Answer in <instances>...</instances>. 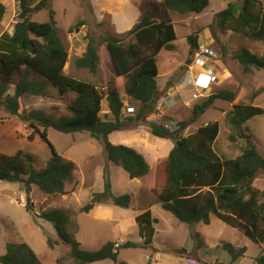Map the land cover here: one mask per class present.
Segmentation results:
<instances>
[{
    "label": "trees",
    "instance_id": "1",
    "mask_svg": "<svg viewBox=\"0 0 264 264\" xmlns=\"http://www.w3.org/2000/svg\"><path fill=\"white\" fill-rule=\"evenodd\" d=\"M20 11L13 32L0 35V95L3 96L9 83L15 84L13 94L6 95L3 105L14 116L29 124L48 142L52 157L46 166L38 169L29 153L17 151L9 155L0 152V181L22 182L28 197L27 208L31 209V191L38 186L46 195H57L66 191V184L73 178L75 163L58 154L48 139V129L55 128L64 133L88 130L90 135L101 141L108 162L121 166L130 178H145L156 170V186L151 189L156 202L171 212L177 220L188 225L210 224L214 217L239 229L249 240L260 247L264 245V191L254 186L258 175L264 173V156L252 141L246 123L257 115L264 114V108L253 104L234 103L235 93L222 90L212 93L204 101L193 107V116L180 121V128L171 132L162 125L148 123L151 133L161 138L173 140V146L165 157L158 158L154 166L139 150L126 144H115L109 135L117 130L135 128L147 122V115L156 112L159 99L157 77L159 74L157 55L165 48L172 50L177 32L172 20H155L148 10L127 36L134 35L135 41L125 43L118 35H108L102 42L89 37L85 52L78 57L75 65L98 73L100 46L104 48L114 68V78L108 82L105 95L94 83L72 77L65 73L68 51L59 33L56 11L49 0H17ZM210 0H163L167 10L180 14H199L209 5ZM49 8V19L43 22L33 20L34 12ZM6 12L5 4L0 2V22ZM215 23L219 30H232L251 39L264 40V5L262 0L230 1L216 12ZM84 24L79 21L75 28ZM191 52L199 49V35L188 36ZM246 73L254 69H264V56L259 57L248 49L234 54ZM35 72L46 79H32ZM14 78L16 80L14 81ZM51 83L60 94H74L69 102L71 114L54 118L41 110L20 113V98L24 94L42 95ZM106 98L112 118H102V101ZM138 102L133 114H126V99ZM222 98L231 103L225 113V120L232 142L243 140L245 146L241 153L232 158L220 157L214 143L220 132L219 121L200 126L195 132L183 136L187 126L195 122L205 111ZM174 140H178L177 143ZM105 189L95 193L89 203L80 208L90 212L97 204L112 203L127 208L130 206L129 194L117 195L105 171ZM152 183H150L151 185ZM161 185V187H159ZM71 213L59 208L43 211L40 216L54 223L60 238L70 245L74 264L111 259L115 264H128L119 259L122 248H148L152 246L155 234L151 211L145 210L136 216L142 242L107 241L95 250L82 247L76 231L70 228ZM196 237L201 236L195 232ZM47 242L53 246L51 238ZM223 248L230 254L232 262L246 253V246L236 248L225 243ZM217 261V260H212ZM211 261V262H212ZM255 261L264 264V253ZM3 264H44L37 253L26 242H9L7 251L0 255Z\"/></svg>",
    "mask_w": 264,
    "mask_h": 264
},
{
    "label": "rangeland",
    "instance_id": "2",
    "mask_svg": "<svg viewBox=\"0 0 264 264\" xmlns=\"http://www.w3.org/2000/svg\"><path fill=\"white\" fill-rule=\"evenodd\" d=\"M230 1L241 3L243 0H210L203 12L185 15L167 10L163 0H49V4L56 11L57 27L68 51L65 73L94 83L105 95L108 82L114 78L115 72L104 43L100 46L101 57L97 74L75 65L76 59L86 50L89 37L96 42H102L108 35H118L125 43L135 41L134 35L127 36V32L148 10L152 11L151 17L155 20H172L177 32L174 47L172 50L163 48L157 55L160 95L158 101L171 100L170 103L165 102L163 113L171 119H179L180 122L192 118L196 103L222 90L235 93L234 103H253L264 108V69H254L253 72L246 73L240 62L234 58V54L241 49H248L259 57L264 56V40L251 39L232 30L221 31L215 23L216 12L225 8ZM19 11L18 5L14 18L9 21L5 18L0 22V33L12 28L14 21L18 20ZM135 13L133 22L127 26L129 22H125L124 17L133 16ZM32 18L40 22L48 20L49 8L34 12ZM80 20L84 24L76 29L75 25ZM191 33L199 35L200 46L194 52H191L188 41ZM204 48L216 52L217 56L211 60L217 68L216 74L219 75L216 80L211 81L206 94L198 84L188 82L190 74L197 77L200 73L213 69L208 66L211 64L208 61L204 69H198L196 66V72L190 71L191 60ZM31 78L46 79L35 72ZM207 80L209 81L208 78ZM14 91L15 84L9 83L5 94L0 95V152L12 155L21 150L29 153L34 159L35 167L41 169L51 159L52 149L35 129L6 110L3 101L6 95L13 94ZM199 92L204 95H198ZM73 96L72 93L60 94L56 87L48 83L42 95L24 94L19 100V112L41 110L59 118L71 114L68 105ZM125 101L126 114H123V118L136 112L139 105L130 98ZM230 109L229 101L216 99L214 105L189 124L182 135L187 136L202 125L219 121L221 130L214 143L216 153L224 159L239 155L245 142H232L229 139L230 130L225 113ZM108 110L105 98L100 112L102 118L108 116ZM151 117V114L147 115V122L128 129L126 133L122 130L114 131L109 140L113 142L116 135L124 134L129 139L134 138L133 145L129 146L139 150L150 166H154L158 158L168 154L174 143L172 139L152 135L148 124ZM246 125L252 134V141L264 156V114L253 117ZM48 139L58 154L75 163L73 178L67 182L66 191L57 195H46L38 186H34L30 196L31 209L27 208L28 197L24 183L0 181V255L6 253L9 242H26L44 264H74L70 245L60 238L53 222L40 216L43 211L53 208L72 214L70 228L76 231V237L82 247L88 250L98 249L109 240L118 243L129 240L141 243L142 237L134 215L149 209L155 228L152 246L120 249L119 259L128 264H189L187 257L208 263L217 260L228 264L230 254L223 248L225 243H230L238 249L246 246L244 257L235 264H257L255 258L264 253V245L260 247L239 229L216 217L210 224L197 223L192 226L177 220L171 212L156 202V195L151 191L154 185L156 186V170L151 169L145 178H130L121 166L107 161L101 141L93 138L88 130L64 133L49 128ZM162 139L168 141L163 142ZM106 169L112 192L117 195L129 194L130 206L124 208L112 203H100L90 212H81L80 208L89 203L95 193L104 191ZM254 186L264 191L263 172L258 175ZM263 201L264 196L261 197V202ZM196 231L200 232L201 236L196 237ZM48 238L54 241L53 246L47 242ZM89 264L115 263L111 259H105Z\"/></svg>",
    "mask_w": 264,
    "mask_h": 264
},
{
    "label": "built area",
    "instance_id": "3",
    "mask_svg": "<svg viewBox=\"0 0 264 264\" xmlns=\"http://www.w3.org/2000/svg\"><path fill=\"white\" fill-rule=\"evenodd\" d=\"M262 3L264 5V0H262ZM216 53L214 51H210L208 48H204L200 51V53H197L196 58L193 59V63L190 66V71L196 72L195 70L196 66H200V69H204L207 66V62L210 61L211 64L208 66H212L213 69L208 70L207 72H203L202 74L198 75L197 77L194 76V74H190V79L188 82L198 84L200 88H203L202 91L204 94H206V91L209 90V85L211 84L212 80H216L218 78V74H216L217 68L212 63V58L216 57ZM191 61V62H192ZM208 68V67H207ZM209 79V81L207 80ZM201 92H199L198 95H204ZM194 96L196 97L197 94L195 93ZM171 100H164V101H158L157 103V111L154 113H151V122H154L156 124L162 125L166 129H169L171 132H175L180 128V122L177 119H171L168 115L163 113V106L165 102L170 103ZM187 262L189 264H199V259L193 258V257H187ZM204 264H222L220 261H212L210 263H204Z\"/></svg>",
    "mask_w": 264,
    "mask_h": 264
},
{
    "label": "crops",
    "instance_id": "4",
    "mask_svg": "<svg viewBox=\"0 0 264 264\" xmlns=\"http://www.w3.org/2000/svg\"><path fill=\"white\" fill-rule=\"evenodd\" d=\"M0 2L1 3H3V4H5V6H6V12H5V15H4V17H3V19L2 20H4L5 18L9 21L10 20V18H14L15 16H16V14H17V11H18V2H17V0H0ZM135 16H136V13L135 14H133V16H126V18L124 17V16H122V17H124V21L125 22H129V24L127 25V26H129L132 22H133V19L135 18ZM17 21H14V25H15V23H16ZM14 25L12 26V28H10V29H6V30H4L3 32H5V31H8V32H10V33H12L13 32V28H14ZM2 32V33H3ZM2 33H0V35L2 34ZM215 52V51H214ZM216 53V52H215ZM192 61V60H191ZM192 63H193V61H192ZM200 66H197V68L198 69H200L199 68ZM219 76V75H218ZM129 98H127L126 100H128ZM107 115L108 116H106L105 118H112L113 117V115L111 114V112H110V110H108V112H107ZM137 130V129H136ZM220 130H221V127H220ZM122 131H124L125 133L126 132H128V129H126V130H122ZM130 132V131H129ZM113 133V132H112ZM111 133V134H112ZM110 134V135H111ZM219 134H220V132H219ZM109 135V136H110ZM127 135L126 134H124V135H116L115 136V138H114V143H116V144H126V145H133V143H134V138H132V139H129V138H127L126 137ZM219 136V135H218ZM133 137H134V135H133ZM161 141H163V142H167L168 141V139H162ZM136 144V143H135ZM164 146V145H163ZM34 187V186H33ZM138 214H136V215H134L133 217L134 218H136V216H137ZM244 256H242V257H240V258H238L236 261H234V262H232V260H231V256H229V258H228V264H235L236 262H238L241 258H243ZM203 263H208V262H204V261H201L200 259H199V264H203Z\"/></svg>",
    "mask_w": 264,
    "mask_h": 264
},
{
    "label": "water",
    "instance_id": "5",
    "mask_svg": "<svg viewBox=\"0 0 264 264\" xmlns=\"http://www.w3.org/2000/svg\"><path fill=\"white\" fill-rule=\"evenodd\" d=\"M0 107H1V103H0ZM174 142H175V143H177V142H178V140H174Z\"/></svg>",
    "mask_w": 264,
    "mask_h": 264
}]
</instances>
